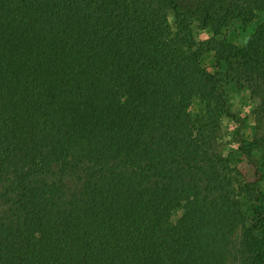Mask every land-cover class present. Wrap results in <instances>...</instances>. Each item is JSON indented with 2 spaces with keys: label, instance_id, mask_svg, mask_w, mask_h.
I'll return each instance as SVG.
<instances>
[{
  "label": "trees",
  "instance_id": "1",
  "mask_svg": "<svg viewBox=\"0 0 264 264\" xmlns=\"http://www.w3.org/2000/svg\"><path fill=\"white\" fill-rule=\"evenodd\" d=\"M263 15L0 0V264H264ZM230 91L250 94L252 127Z\"/></svg>",
  "mask_w": 264,
  "mask_h": 264
},
{
  "label": "rangeland",
  "instance_id": "2",
  "mask_svg": "<svg viewBox=\"0 0 264 264\" xmlns=\"http://www.w3.org/2000/svg\"><path fill=\"white\" fill-rule=\"evenodd\" d=\"M169 23L172 26V28H174V17L172 13H170L169 15ZM254 27H255V24L249 26L248 28H242L240 31L242 39H247L249 35L252 33ZM192 34L195 37V39L198 41H202L208 38V36H210L206 30L198 28L197 24L193 25ZM237 44L240 45L239 42H237ZM212 60H213V55L209 54V56L205 58L204 63L208 66H211ZM229 99H230V103H231L233 111L238 112L241 115L242 119L246 121L248 126L252 127L254 124L253 123L254 116L252 114V104L250 100V94L245 91H242V92L230 91ZM204 111H205L204 104L199 99L194 100L191 106V112L193 116L196 117L198 115H201L202 113H204ZM224 123L228 126H233V124L229 122L227 119H225ZM243 134L248 138L249 135L251 134V129L250 128L245 129L243 131ZM223 138L224 139L222 140V144H225L223 151L226 155H228L231 152V150L235 148V146L231 142V138H232L231 135L230 137L226 136L224 135V132H223ZM254 162L258 166L261 176H262L260 180V189L262 191V201H263L262 204L264 206V161L260 158V156L257 153L255 154ZM181 216H182V211L178 212L176 217L180 218Z\"/></svg>",
  "mask_w": 264,
  "mask_h": 264
}]
</instances>
